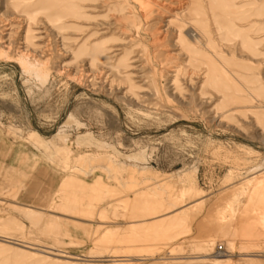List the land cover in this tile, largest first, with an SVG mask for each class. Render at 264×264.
I'll use <instances>...</instances> for the list:
<instances>
[{
    "label": "rangeland",
    "instance_id": "1",
    "mask_svg": "<svg viewBox=\"0 0 264 264\" xmlns=\"http://www.w3.org/2000/svg\"><path fill=\"white\" fill-rule=\"evenodd\" d=\"M0 264H264V0H0Z\"/></svg>",
    "mask_w": 264,
    "mask_h": 264
},
{
    "label": "built area",
    "instance_id": "2",
    "mask_svg": "<svg viewBox=\"0 0 264 264\" xmlns=\"http://www.w3.org/2000/svg\"><path fill=\"white\" fill-rule=\"evenodd\" d=\"M218 251H220V247H218Z\"/></svg>",
    "mask_w": 264,
    "mask_h": 264
},
{
    "label": "bare ground",
    "instance_id": "3",
    "mask_svg": "<svg viewBox=\"0 0 264 264\" xmlns=\"http://www.w3.org/2000/svg\"><path fill=\"white\" fill-rule=\"evenodd\" d=\"M219 255V254H218Z\"/></svg>",
    "mask_w": 264,
    "mask_h": 264
},
{
    "label": "crops",
    "instance_id": "4",
    "mask_svg": "<svg viewBox=\"0 0 264 264\" xmlns=\"http://www.w3.org/2000/svg\"><path fill=\"white\" fill-rule=\"evenodd\" d=\"M34 214V213H33Z\"/></svg>",
    "mask_w": 264,
    "mask_h": 264
}]
</instances>
